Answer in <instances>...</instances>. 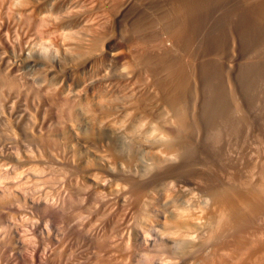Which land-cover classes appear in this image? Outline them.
I'll use <instances>...</instances> for the list:
<instances>
[{"label": "rangeland", "instance_id": "1", "mask_svg": "<svg viewBox=\"0 0 264 264\" xmlns=\"http://www.w3.org/2000/svg\"><path fill=\"white\" fill-rule=\"evenodd\" d=\"M13 1V10H22L20 0ZM32 1L37 2L38 0H31V3ZM50 1L51 0H46L42 2L45 4H43L45 7H42V10L39 9V12H28L27 16H29L30 13L34 15V17H31V15V18H35L38 15L35 18L37 19L39 15H41V19L46 17L51 18L49 25L51 22L54 23L56 15L52 12L54 9H50V7L53 6ZM98 1H100L99 3L101 6L102 3L105 2L103 4L104 6H102V8L104 7L103 13L102 8L98 7L100 6L97 3ZM98 1L95 3L96 5L98 4L97 7L101 9V11L97 9V11L93 13V15L95 14L93 18L96 16V20L94 18L96 22L94 27L96 28L97 25L96 29L99 28L97 30L98 32H96V29L92 26V29L89 28L90 30L88 28L86 31L81 30L84 34H82L81 31H75L76 33L73 32L72 35L71 33L74 30L69 29L67 22L65 23V21H63L64 18L59 15V19L57 20L58 23H52V25H55L53 27L58 26L57 29L54 28V30H56L54 33H61L60 35H63L64 38H68L66 36H70V38L74 36V38H76L75 36L78 35L79 37L81 35H90L89 38L91 39V36L95 34V37H93L94 44L97 46L101 41V44L99 43L100 45L98 44L99 46L97 47H101V45L105 43V41H103L105 40L104 37L108 39L113 37V40L116 38L119 44L116 45L114 51L118 48L119 51L117 50V52H120L119 57L122 55V58H120L125 62L124 64L123 61H121V64L123 63L124 66L120 64L119 68L130 66L133 67V70H137V73H140L141 71L139 70H142V78L146 76L152 82L155 81L165 85L167 84V86L169 85L170 87H168L170 89L169 91L172 93L173 91L176 92L178 97L181 95L180 99L183 104H185L190 111L192 110L191 120H189V132H187L189 136L186 133L188 138L187 136L183 137L185 140H183V142H185L186 145L183 143L185 148L182 151V157H180L178 161L174 160L170 162L163 170L161 177H159L158 184H156L157 186L155 185L154 187L157 194L156 197L158 198H156V200L154 199L151 204L155 207H152L151 204V209L150 206L147 209L142 207V212L139 211L141 206H135L139 204H134L137 203V201L134 200L135 198L130 197L131 201H133L128 203L127 201L130 200L129 198V200L125 202L126 204L123 203L124 205H113L112 202H108L106 198L104 199L107 201L103 200L102 195L95 187V189L93 187H89V189L87 187L86 189L83 186H78L77 182L73 181L76 179L72 180V177L76 178L73 172L75 177L69 170H66L67 174L64 170H58L62 172L59 173L56 171V168L53 169V167H55L54 165L52 167H50L52 164L50 166L48 165L51 162H46V165L43 166H47L45 167L46 169H44L46 170L45 177L49 179L51 183L48 185H51V187L52 185L53 187L57 186L56 188L52 187L51 191L56 189V193L54 190L52 193L53 195L56 196L58 194L57 189L60 191L62 186H64V190L67 188L66 190L69 191L74 183L77 184H74L77 188L79 187L78 190L82 191V189H84L82 191L83 193L78 191L75 186L71 189L74 190L75 188V192L72 191L73 193L71 191L67 192L66 190H61V193L64 192L62 195L65 198L58 203L60 211L56 214V223H54V227L52 226L51 235L45 231L40 234L36 240L33 239L34 244H32L33 240L30 229L32 230L35 227L36 229L39 227L37 230L45 228L47 224H50L47 220L48 215L45 214L42 203L33 204L34 202L30 200L20 198L22 201L19 200V205L20 207L23 205V209H26V211L27 208L29 209L28 215L25 216V213L21 212V210H19V212L18 209H13L11 211L12 213H10L13 215V211H16L15 213L17 214L15 215L14 213L15 217L13 218L18 219V221L13 218L12 221H9L12 215H9L7 220H5V214H2V216L0 215V217L3 218H0L2 223L1 229H4L6 232L7 243L10 241V247H14L18 255H23L32 250V246H35L37 243H39V245L41 244V246L50 247L53 246V241H61L66 237V241L63 239L64 242L63 240L60 242L61 247L59 251H63L61 255L68 258L67 263L83 261V264H94V262L98 261L99 263L112 262L110 264H129L131 261L130 264L133 262V264H144L142 258L144 259L145 257H143L142 254L144 255V251H146L145 253L149 252L147 253L148 255L152 253L153 255L155 254V256L160 254L163 255V257L168 255L170 257L172 256L171 259L173 261H178L179 264H211L212 262V264H224L225 261H228L229 256L225 253L228 251H225V254L223 251H220L222 253H214L212 256V252L215 251L213 249L219 246H227L231 249L234 246L232 251L233 253H237L233 254V259H230L234 261L238 258L236 260L237 264H256L258 260H260L259 263H262V260H264V227L261 229L260 226H264V6H262L264 5V0H133L130 6L127 8L125 7L126 9L124 8V1L122 0H120L122 2L118 0ZM108 7L110 11H108ZM113 9H116V12ZM111 11H114L116 14L119 12V18H116V14ZM34 13H37V15ZM112 13L115 16H113ZM107 14L111 15V18L115 17L116 22L115 18L114 20L110 19V16ZM48 20L50 19H46L45 21L48 22ZM16 23L18 24V20H16ZM109 23L111 27L108 26ZM52 25H50V28ZM108 28L113 31V34ZM88 30L90 32L92 30L91 33L93 35L88 34ZM97 33L100 34L98 35ZM110 33L112 37H108ZM180 34H182L183 37H181ZM57 36L59 35L55 37ZM97 37L100 38V41ZM60 38L62 39L63 37L61 36ZM104 62H107V60L105 59L101 62L102 66L105 64L107 65L103 66L104 68L110 67L109 62H107L108 64H103ZM98 65L100 67L99 62ZM129 68L128 70H130ZM146 69H148L149 72L148 70L146 72ZM189 137L191 139H189ZM68 173H70L71 176L70 180L67 182L65 176L69 178ZM261 184H263V187L261 186L262 188L260 187ZM228 188L234 191L236 190V192L238 191L237 193L231 191L235 196L238 194V197L243 196L245 198L247 197V199L249 198V194L251 195V193L256 192L255 194L258 193L263 197H260L263 204L253 201V197L250 196L249 200L253 201V206L257 205V207L254 208L256 211L250 208H247V210L244 206L238 204L237 200H235L238 198L236 196L233 202L236 203V209L238 208L236 213L238 212V214L233 213L231 218L237 221L240 217H243V223H246V226L244 225L242 230H235L230 223L226 229H222V232L221 230H216V223H214L216 222V217L213 216L215 215L214 213L211 215L210 212H214L212 211V209H214L212 206L215 207L218 203L216 195ZM245 188L247 190H245ZM251 188L254 191L250 190ZM239 189L244 192H241ZM65 192L68 193L69 197ZM78 192L81 193L79 194ZM245 192L246 194L249 192L248 196H246ZM61 193L59 192L58 195ZM94 194L101 195L103 201H100L101 197L97 195L96 196L98 198L100 197V199L97 198L95 200L94 198H96V196ZM58 195L56 197L59 198L61 196L63 198L62 195ZM66 197L69 200L66 199ZM70 197L72 198L71 200ZM25 201L29 202L26 203ZM24 206L26 207L24 208ZM138 207L139 210H137ZM243 207L244 210H240V208L242 209ZM245 210L247 212H245ZM249 210H252L251 216ZM205 211L210 214H207ZM146 212L150 214V217L152 215L154 224H158L156 227L163 232L170 228V226L167 227V223L171 225L168 221L171 219V221L175 220L180 214L185 213V217L188 215L200 216V214H202V223L191 224L189 230H186L190 238L197 241V244L191 245L190 242L192 240H184L182 238L180 239L181 241L175 242L172 241L170 236H168V238L166 236V238H163L160 235L156 236L157 234L154 235L157 237H154L156 240L153 238L146 241L138 239V241H140L139 243L132 236V230L133 228H138L137 224L143 221L142 219ZM205 213L206 215H204ZM247 213H249V215ZM253 213L255 216H253ZM129 216H131V219L128 220V218H130ZM208 216H213V220H215L212 221L211 218L210 220ZM140 217L142 219H140ZM13 220H15L16 223ZM88 220L92 221L88 222ZM155 220L158 223H156ZM166 220H168L167 223H164ZM141 224L142 223L139 225ZM126 225L129 226V229H131L130 225L133 226L131 231L125 229L127 227ZM213 225L215 228H213ZM77 227H79V229ZM80 227L83 228L81 229ZM71 229H73V231ZM124 229L128 232L123 231ZM260 229L261 233H258L257 231ZM61 230H63V232H61ZM77 230L79 231L76 232ZM8 231L11 235H9ZM25 231L26 233L29 232L27 233L28 236L26 233H23ZM215 231L219 232L216 237L212 235L214 233L216 234ZM122 232L124 235L127 234V238L132 236L133 239L131 237L128 239L131 238V242L135 240L134 243H129L130 241L126 237H124V239H127V241H123V236L120 237ZM124 232H126V234ZM129 233H131V235ZM255 233L258 234L259 238L255 235L252 236ZM262 233L263 237L261 236ZM29 235L31 240L28 238ZM59 235H61V239ZM23 237H25V239H22ZM212 237L216 239H212ZM250 238H257V241L254 240L258 245H256L257 247L255 246L257 249H253L252 254L246 255L234 249L237 239L241 241L245 240L244 242L246 243V241L248 242V240H251ZM28 239L32 244H29L30 246L28 245ZM67 240L70 241L71 245ZM71 240H75L74 243H72L73 241L71 242ZM35 241L37 242L36 244ZM110 241H112V243L109 244ZM187 241L188 244L190 243L189 245ZM194 241H192V244H194ZM127 242L128 244L137 245L131 248V252H133L134 255L129 252L130 250H126V247L129 246L126 244ZM146 242H150L147 245L149 248L146 247ZM179 242L181 243L179 244ZM175 243L178 244H176V247ZM111 244L114 248L110 247ZM63 245L65 246L62 248ZM180 245H183L180 247L181 249L179 248ZM185 245L186 248H184ZM107 246H109V249H114V251L110 249L113 253L109 252L110 250L107 251L108 254L105 253L104 250H108ZM129 247H131V245ZM145 247L148 250H144ZM78 248L80 251H78ZM141 249L143 253L140 252ZM125 250L128 254L130 253L131 256H127V253L124 252ZM209 251L212 252L209 253ZM97 253V257H100V259L95 257V255L93 256V254L97 255ZM238 253L243 255H237ZM257 253L259 255L258 258H256ZM147 254H145V256ZM209 254H211V256ZM91 255L94 262L91 261L93 260L91 259L92 257H89ZM126 256L132 258H129L130 260L127 258V260L125 259ZM240 257L241 259H239ZM250 257H255L256 262L253 263L254 259ZM204 259L206 261L208 260V262L204 261ZM250 259L252 260L251 263H249V261H251ZM217 260L220 262L216 263L215 261ZM127 261L128 263H126ZM226 264L229 263L227 262Z\"/></svg>", "mask_w": 264, "mask_h": 264}, {"label": "bare ground", "instance_id": "2", "mask_svg": "<svg viewBox=\"0 0 264 264\" xmlns=\"http://www.w3.org/2000/svg\"><path fill=\"white\" fill-rule=\"evenodd\" d=\"M12 1L13 0H0V215L2 216V214H5V220H7L9 215H12L10 213H12L11 211L13 209H18V211L21 210V212L25 213V216L28 215L29 209L27 208L26 211V209H23V205L21 206L22 208L19 205V200H21L20 198L30 200L34 202L33 204L42 203L44 212L48 215L47 220L50 224H47L45 228L40 230H37L39 227L37 229L36 227L32 230L30 229V233L32 235V240H36L39 235L45 231L51 235L53 229L52 226L54 227V223H56V214L60 211L58 203L65 197L62 195L64 192L61 193L64 190V186H62L63 190L60 189V191H58L57 189V193L59 194L60 192V195H62L63 198L58 194L57 195L61 198L52 194L54 190L56 193V189L51 191L53 185L52 187L51 185H48L51 184L50 180L45 177V167L47 166L44 167L43 165H46V162H51L48 165L50 166L52 164L50 167L54 165L55 167H53V169L56 168L57 172H59L58 170H69L71 174L74 173L76 178L72 177V180L76 179L73 181L77 182L78 186H83L86 189L87 187L88 189L89 187H95L102 195L103 200L107 199L108 202H112L113 205H124L123 203L131 197L135 198L134 200L137 201V203L134 204L139 203L135 206H141L140 210L139 207L137 210L142 212V207L147 209L154 199L156 200V198H158L156 197L157 194L154 187L158 184L159 177H161L163 170L170 162H173L174 160L178 161L180 160L179 158L182 157V151L185 148L183 146V143L185 144V142H183V137L187 136L186 133L189 132V120H191L190 117L192 115V110L190 111V109L183 104L180 99L181 95L178 97L176 92L173 91L172 93L169 91V85L167 86V84L165 85L161 82H152L146 76H143L142 78V70H139L141 72L137 73V70H133V67L129 66V68L126 66L128 64L125 65L126 67L119 68L123 59H121L122 55H120L121 58L119 57L120 52H117L118 48L114 51L116 45L119 43L116 38H114V40L112 39L113 31L109 30V28L108 30L111 31L112 34L110 33L111 35L109 34L108 37L111 36L112 38L108 39L103 36L105 38V40H103L105 43L102 44L101 47H97L101 44L100 38L97 37L100 41L97 42L100 44L98 43V45L96 43L97 46L94 44L93 37H95V34L93 35L91 33L92 30L90 32L89 28L92 29V26L94 27V24H96L94 21L96 16L93 18L95 15H93V13H95L94 11H97L98 7L102 8L105 2L102 3L101 6L99 3L100 1L98 0L50 1L52 2L51 5L53 4L50 9H54L52 12L56 15V17L53 15L55 17L54 23L57 22L59 15H61L64 18L63 21H65V23L67 22L69 25V29L74 30L71 33L72 35L75 31H86L87 28L89 29L88 34L93 35L91 36L92 39L89 38L90 35H81L82 37H79L78 35L75 36L76 38L72 36L71 38L73 39H71L70 36H66L68 38H64L63 35H60L61 33H54V31L56 32L54 28L57 29L58 26L53 27L55 25H52L53 22H51L50 25L52 26L50 28L49 23L51 18L46 17L41 19V15H39V18L35 19L38 16L37 13H34L37 15L35 18H31L34 17L31 13L27 16L28 12H39V9L42 10V7H45L42 2H45L46 0H41V2L38 0V3L36 1H32L31 3V0H20L22 10L16 11L13 10L14 4L12 3L14 1ZM96 1H98L97 3L100 6L97 7L98 4L96 5ZM118 1H124V8H127L133 3V0ZM103 8L102 13L104 10ZM107 9L110 11L109 7ZM98 10L101 11V9ZM114 11L116 12V9ZM114 11L111 12L116 14ZM113 13L112 15L115 16ZM118 14H116V18H119ZM108 16H110V19L113 20L115 18H111V15ZM44 19L50 20L46 22ZM16 20H18V24L16 23ZM108 26L111 27L110 23ZM98 29L95 31L98 32ZM82 34L84 33L82 32ZM56 35L59 36L55 37ZM180 35L183 37L182 34ZM61 36L63 37L62 39L60 38ZM105 59L109 62L110 67L108 68L103 67L107 62H104L103 64L105 65L103 66L101 64L102 60ZM98 62L100 63V67ZM123 63L125 64L124 61ZM123 63L121 65L124 66ZM128 68L131 71L128 70ZM147 70L148 69H146V72ZM189 139L191 138L189 137ZM70 173H68L69 178L64 175L65 173L63 174L66 177L67 182L70 180ZM74 184H72V186L70 185L71 189H73V186L77 185ZM262 185L263 184H261L260 187ZM75 187L77 190L79 189V187ZM229 188L216 195L218 203L217 205L213 203L216 206H212V208H214L212 211L214 212H210L211 215H213L212 213L215 214L213 216L216 217V222L214 223H216L215 225L217 227L216 230L218 229L217 231L221 230L223 232V230L226 229L230 223L235 230H242V227L244 225L246 226V223H243V217H240L237 221H234L231 218V215L238 211V208L236 209V203L233 202L234 198H236L238 194L235 196L231 193V191L234 190ZM71 189L69 191L75 192V188L74 190ZM83 190L84 189H82V191ZM245 190L247 189L245 188ZM250 190L253 189L251 188ZM67 192L65 193L68 196ZM234 192L237 193L238 191L236 192L235 190ZM70 193L69 195L72 196ZM247 193L249 194V192ZM255 193H251V195L249 194V198L252 196L254 199L253 201L262 203L260 199L261 196L258 193V195ZM248 194H246V196H248ZM96 195L101 197L99 194ZM97 196L94 198L95 200L98 198ZM100 197L98 199H100ZM102 197L100 201H103ZM72 198L70 197V200ZM131 198L127 201L128 203L133 201H131ZM249 198L247 199V197L245 198L240 196L235 200H237L238 204L244 206L246 209L250 208L255 210L254 208H256L257 205L253 206V201L249 200ZM66 199L68 198L66 197ZM151 206L155 207L152 204ZM151 206L150 209L152 208ZM25 207L26 206H24V208ZM244 207L242 209L240 208V210H244ZM15 212L13 211V215ZM245 212L247 211L245 210ZM147 213L148 212L144 213L143 219L141 218L142 215L140 217V219L143 220L140 222L142 224H137L138 228H133L134 231L132 230V236L137 241L138 239H141V241H146L150 238L155 239L154 237L158 235L163 238H168V236H170L172 241L175 242L181 241V238L184 240L187 239L194 241L190 238V235L186 232V230H189L191 224H201V220L203 218L202 214H200V216L188 215L186 217L184 215L185 213L180 214L181 217L178 216L176 219L174 218L175 220L173 221H171V219L164 222L167 223L168 221L172 226L167 223V227L170 226V228L163 232L156 227L158 224H154L152 215L150 217V214ZM206 213L204 215H206ZM16 214L17 213H15V215ZM236 214H238V212ZM247 214L249 215V213ZM13 215L10 216L11 219L9 221H12V218L15 217V215ZM213 216L209 217L212 221L215 220H213ZM253 216H255L254 213ZM129 217L130 218H128V220L131 219V216ZM0 218L3 219L2 217ZM15 220L18 221V219ZM15 220L13 221L16 223ZM92 220H88V222H91ZM156 223L158 222L156 221ZM128 225H126V230L129 229ZM130 227L132 229L133 226L130 225ZM260 227L262 229L264 226ZM1 228L2 223L0 221V264H83V261H78L77 263H67L68 258L61 255L63 251H59L61 247L60 242L63 239L65 240L66 237L61 241H53V246L50 247L41 246V244L39 245V243L35 241V244L37 243L38 245H33V248H31L32 250L23 255H18V252L15 251L14 247H10V241L7 243L6 232ZM77 228L79 229V227ZM213 228H215V226ZM125 229L123 231H126ZM131 229H129V231H131ZM261 229L257 232L261 233ZM63 230H61V232H63ZM71 230L73 231V229ZM78 231L79 230L76 232ZM217 231H215L216 234L214 233L212 235L216 237L219 233ZM126 232L124 233L126 234ZM23 233L25 234L26 231ZM122 234L120 237L123 236V241H127L129 237L133 239L132 236H129L131 233L128 234V238L126 236L127 234ZM256 234L257 233L252 236L255 235L259 238L258 234ZM9 235H11L10 232ZM262 235L263 233L261 236ZM60 236L61 235H59V237ZM124 237L127 239H124ZM215 237H212V239ZM28 238L31 240L30 235ZM61 238L62 237H60V239ZM131 238L128 239L130 241L128 242L134 243L135 240L131 242ZM257 238H250L251 240H248V238V242L246 241V243L244 242L245 240L241 241L237 239L234 249L236 251H240L241 253L243 252L246 255L252 254L253 249L255 250L258 246L256 243ZM22 239H25V237ZM74 241L75 240H71L72 243H74ZM192 241H189L191 245H195L197 242L194 241V244H192ZM67 242L70 244V241L67 240ZM128 242L126 244L129 246L131 245V247L127 246L126 250H130L129 252L134 255V253L131 252V248L137 245L128 244ZM138 242L140 243V241ZM110 243H112V241H110L109 244ZM149 243L146 244V247H148L147 245ZM180 243L181 242H179V244ZM29 244H34V240L31 244L28 239V245ZM106 244L109 245L108 243ZM176 244L177 243H175V247ZM183 245H180L179 248ZM186 245L184 248H186ZM64 246L65 245H63L62 248ZM108 247L109 246H107V248ZM110 247L114 248L112 244ZM141 247L143 248L142 245ZM110 249H105V253L108 254L107 251ZM232 249L227 246H219L218 248L213 249L215 250L214 252H212V250L209 251V253L212 252L213 256L214 253L219 252L220 254L222 253L220 251H223V253L228 251L225 252L227 253L226 255L229 256L227 262L229 264H234L238 258L234 255L237 258L234 260L235 262L230 259L233 257L234 253H237H233ZM111 250L109 252L113 253L112 251H114V249L112 251ZM126 250L124 252H126ZM78 251H80L79 248ZM140 252L143 253V250L141 249ZM145 252L146 251H144V255L141 253L142 256L145 257L144 259L142 258V260H144V264H179L178 261H173L171 259L172 256L170 257L168 255L163 257L161 254L155 256V254L153 255L152 253H150V256V254H147L149 252ZM126 253L127 256L130 255V253ZM241 253H238L237 255ZM145 254L147 255L145 256ZM94 255L97 257L98 253L97 255L93 254V256ZM209 255L211 256V254ZM127 256L125 259L132 258ZM258 256L259 255L257 253L256 258H258ZM89 257H92V255ZM97 258L100 259V257ZM256 258H253V263L256 262ZM91 259H93V257ZM239 259H241V257ZM91 261L94 262V259ZM204 261L206 260L204 259ZM263 261L264 260H262V263H259L260 260H258V263L263 264ZM206 262H208V260ZM215 262L219 263L220 261L217 260ZM225 262L224 264L227 263ZM251 262L252 260L249 261V263ZM95 263L100 264L101 262L99 263L97 261L94 262V264ZM106 263L110 264L112 262ZM126 263H128V261Z\"/></svg>", "mask_w": 264, "mask_h": 264}]
</instances>
